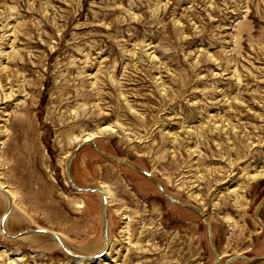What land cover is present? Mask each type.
<instances>
[{"label": "rangeland", "instance_id": "374dc122", "mask_svg": "<svg viewBox=\"0 0 264 264\" xmlns=\"http://www.w3.org/2000/svg\"><path fill=\"white\" fill-rule=\"evenodd\" d=\"M0 86V182L29 223L13 234L47 229L88 257L108 244L82 259L7 236L3 198L0 264L264 256V0H0ZM87 137L201 209L212 241L200 214L87 144L70 174L111 187L105 240L101 194L67 176Z\"/></svg>", "mask_w": 264, "mask_h": 264}, {"label": "water", "instance_id": "95a60500", "mask_svg": "<svg viewBox=\"0 0 264 264\" xmlns=\"http://www.w3.org/2000/svg\"><path fill=\"white\" fill-rule=\"evenodd\" d=\"M87 144H91L93 145L97 151L104 157L110 159V160H115L116 162L120 163V164H123L125 166H128L129 168H131L132 170L140 173V174H144L146 176H148L149 178H151L158 186V188L160 189V191L162 192V194L168 198L169 200H171L172 202L176 203V204H179V205H182V206H185L187 208H190L192 209L193 211L197 212L198 214H200L204 220L206 221V224L208 226V233H209V239L210 241H212V228H211V225H210V222L208 220V218L205 216L204 212H202L201 209H199L198 207H196L195 205L191 204V203H188V202H182L176 198H173L172 196H170L164 189L163 185L161 184L160 180L154 176L152 173L146 171V170H143V169H139L137 168L136 166L132 165L130 162H127V161H124L118 157H114V156H111V155H107L105 154L104 152H102L97 146L96 144L91 140H84L82 143H80L74 150L71 158L69 159L68 161V164H67V176H68V180L69 182L71 183V185L73 186V188L77 191H80V192H97L99 194H101L102 198H103V203H104V237H105V240H106V227H107V213H106V207H107V196H106V192L105 190L103 189H100V188H81V187H78L76 186L73 181H72V178H71V174H70V167H71V163H72V160L73 158L75 157L76 153L78 152V150L84 146V145H87ZM0 192L6 194V196L8 197L9 199V203H10V208L7 210V212L5 213L3 219H2V231H3V223L5 222L7 216L9 215V213L11 212V204H12V201L10 200V195L6 192V190L4 188H2V186H0ZM262 205V204H261ZM260 226H262L264 228V223L260 220L258 214L256 216ZM33 232H38V233H42V234H47L49 236H51L58 244L59 246L65 250L66 252H68L69 254H72L73 256L77 257V258H82V259H90V258H100L102 257L103 255H105L107 253V250H108V244L106 245L105 249L103 250V252L101 254H98V255H94L92 257H88V256H83V255H78V254H73L71 253L70 251L67 250V248L63 245L60 237H58V235L54 232H51L50 230H46V229H43V228H34V229H28V230H24L22 232H19L18 234H6L7 236H11L13 238H16L18 236H21V235H25V234H29V233H33ZM216 257H217V262L214 263V264H217L220 260L218 254H216ZM236 258H243V259H246V260H264V256H256V257H251V258H248V257H245V256H236V257H233V258H230L226 261L225 264H228L229 262H231L232 260L236 259Z\"/></svg>", "mask_w": 264, "mask_h": 264}, {"label": "bare ground", "instance_id": "6f19581e", "mask_svg": "<svg viewBox=\"0 0 264 264\" xmlns=\"http://www.w3.org/2000/svg\"><path fill=\"white\" fill-rule=\"evenodd\" d=\"M1 87V86H0ZM8 98L7 93H5L4 95H2L1 93V88H0V103L2 102V100L4 98ZM106 130V129H105ZM90 137L84 138V140H89ZM0 186H2V188H4L6 190V192L10 195V200L13 203V198H15V193L13 192H9L0 182ZM104 190L106 192V196L112 194V190L111 187L105 183L104 184ZM13 197V198H12ZM3 198L4 199H8V197L6 196V194L0 192V208H2L3 205ZM6 200V201H7ZM69 204H74V206L78 209L83 207V202L82 201H74V200H68ZM13 208L11 210V212L9 213V215L7 216L5 222L3 223V233L6 234H13V232L18 231L20 229H23L25 226H27L28 220L27 218L23 215V213L21 214L17 209ZM27 230V229H24ZM47 230V229H46ZM52 232V231H51ZM33 234H38L39 236L33 235ZM43 235V236H42ZM20 240H22L23 242H27L28 244H31L33 246H38V247H48L51 244H53V240L51 239V236L47 235V234H42V233H38V232H33V233H29V234H25V235H21L16 237ZM62 243L64 244L65 241L62 240V238L60 237ZM66 244V243H65ZM69 247V246H68ZM75 251H78L76 249H74Z\"/></svg>", "mask_w": 264, "mask_h": 264}]
</instances>
